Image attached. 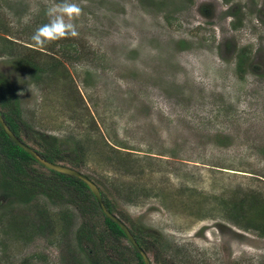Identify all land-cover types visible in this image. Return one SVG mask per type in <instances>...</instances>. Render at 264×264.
<instances>
[{
	"label": "rangeland",
	"instance_id": "obj_1",
	"mask_svg": "<svg viewBox=\"0 0 264 264\" xmlns=\"http://www.w3.org/2000/svg\"><path fill=\"white\" fill-rule=\"evenodd\" d=\"M52 2L0 0V79L19 99L22 137L39 149L35 132L47 134L70 157L83 145L77 169L141 229L153 264H264V235L227 210L243 200L255 220L249 207L264 201V0H71L81 8L74 43L59 39L61 71L37 77L15 60L48 52L32 36ZM1 37L19 42V55L2 53ZM73 49L80 59L65 57ZM71 191L40 188L24 202L0 190V264H92L93 244L77 238L90 208ZM117 239L104 242L119 250L103 263L138 264Z\"/></svg>",
	"mask_w": 264,
	"mask_h": 264
},
{
	"label": "trees",
	"instance_id": "obj_2",
	"mask_svg": "<svg viewBox=\"0 0 264 264\" xmlns=\"http://www.w3.org/2000/svg\"><path fill=\"white\" fill-rule=\"evenodd\" d=\"M1 39L2 44L4 43L5 46L4 48H2V53L6 52L9 55H14L16 52L19 55V52H17L21 47L17 44L19 42H16L15 40L7 37H1ZM57 41L58 40H55V42L49 44V46H45L46 44L44 45V49L48 52L44 51L42 53L38 49L32 50V52L34 53L33 55H35L34 57L26 56V58H19L15 60V63L17 65L30 68L31 70H33L32 72H34L35 76L37 75V77H40V75H49L50 71H52L53 68H58L60 66L59 59L57 58V55L60 51L54 49L55 45H57ZM59 42L62 44L61 48L64 49L65 45L69 47L74 43L71 35L61 38ZM6 44L8 45L6 46ZM36 53L42 56H46L47 58L49 57V63L47 64V60L40 62L36 61L38 55H36ZM65 55V57L67 58L80 59L81 51L73 49V51ZM241 67H243V58L240 59V62L238 64V68L241 69ZM58 69L60 70V68ZM59 74L62 75V72H60ZM52 76L54 77V74H52ZM54 78H56V76ZM10 88L11 87H9L8 81L0 79V110L4 116L5 121L16 133V135L27 142L26 139L22 137V131H24V129L23 121L21 120V105L19 103V99L16 97V94L13 93V89ZM35 134L37 135V137H34V141H37V144L39 145V149L37 150L43 157L54 162L64 161L65 164H69L76 168H78L81 163H86L88 158L86 154V148L83 145L78 146L76 149L78 150L77 152H80V154H78L76 157H70L69 154L64 152V150L55 146L56 144H54L52 140L49 139V136L47 134H42L39 132H35ZM111 161H113V159H111ZM30 162L38 163L27 151L14 143L13 140L7 136L0 124V190L2 191V193H6V195L11 196L14 195L20 198L22 201L28 202L33 197L34 192L40 188L43 192L50 195L51 197H57L58 195H61L62 189H72L73 192H69L72 195L70 196H78L79 199L84 200L83 202H87L90 208V212L86 211L88 206L85 204V213L83 214L86 218L84 219L81 227L77 230V238L79 244L82 245L84 242L92 243V246L94 248H89V250L92 249L95 253L91 258L92 264H104L103 262H106V259H108L109 257V255L107 254V250H109L110 248L119 250V247L115 245L107 248L108 245H105L104 242H108L111 235L117 236V240L121 238L127 239L125 232L115 221L104 215L98 205L95 196L83 180L74 176L61 174L53 170H50V172L52 173V177L48 176L49 178L43 177L44 175L33 174L32 171H29L28 165ZM21 175L30 177V180L22 179ZM102 193L107 207L112 212L117 214V210L113 201L107 197V194L104 191H102ZM256 201H260L257 202V206L255 205L249 207V210L251 209V207L259 208V211L256 213L257 218L255 220L246 219L249 215L245 214L244 212V206L246 205L243 203V200L227 208V210L230 213L231 219L235 223L245 229L256 228L262 235H264V201H261L260 199H256ZM77 204H79V202ZM252 210L253 209H251V213ZM98 216L103 218L106 227L101 229L99 232H96V228L99 222L94 221L93 219H96ZM13 217L18 216H11L9 225ZM90 218L94 223L90 222ZM57 219L61 222L60 226L63 229V234H66V231L68 230V224L71 221V216H69L68 211H62L60 217H57ZM2 221L3 220H0V223ZM45 224L47 226L51 225L52 220H50L49 222L46 221ZM42 225L43 224L40 223V225L38 226V224L35 222L36 228L39 227L41 229L40 233H42L44 230V228H42ZM131 230L134 236L137 238L138 242L145 249H148L146 239L142 236L141 229H137L134 226H131ZM130 248L132 250V256L137 260V263L144 264V260L141 254L131 244ZM120 250L123 249L120 248ZM76 263L77 259H74V262L72 264Z\"/></svg>",
	"mask_w": 264,
	"mask_h": 264
},
{
	"label": "water",
	"instance_id": "obj_3",
	"mask_svg": "<svg viewBox=\"0 0 264 264\" xmlns=\"http://www.w3.org/2000/svg\"><path fill=\"white\" fill-rule=\"evenodd\" d=\"M0 124L2 128L4 129L5 133L9 138L13 140L14 143L22 147L25 151H27L41 166L48 170H53L61 174L74 176L76 178H79L83 180L95 196L98 205L104 215L113 221H115L125 232V235L129 242L132 244V246L141 254L144 263L145 264H153L151 261V258L149 257L148 252L139 244L136 237L132 233L130 227L126 224V222L116 213L112 212L107 205L105 204L104 197L102 190L100 186L87 174H85L83 171L64 164L60 162H54L51 161L45 157H43L36 148L31 146L29 143L25 142L21 137L16 135V133L11 129V127L7 124V122L4 119V116L0 110Z\"/></svg>",
	"mask_w": 264,
	"mask_h": 264
},
{
	"label": "clouds",
	"instance_id": "obj_4",
	"mask_svg": "<svg viewBox=\"0 0 264 264\" xmlns=\"http://www.w3.org/2000/svg\"><path fill=\"white\" fill-rule=\"evenodd\" d=\"M81 8L71 0H56L47 7L46 15L48 23L40 26L32 36V40L39 46H44L68 35H77L76 26L71 22L74 16H78ZM67 17V19H65Z\"/></svg>",
	"mask_w": 264,
	"mask_h": 264
},
{
	"label": "flooded vegetation",
	"instance_id": "obj_5",
	"mask_svg": "<svg viewBox=\"0 0 264 264\" xmlns=\"http://www.w3.org/2000/svg\"><path fill=\"white\" fill-rule=\"evenodd\" d=\"M130 229H131V227H130ZM132 231V230H131ZM133 233V232H132ZM137 239V238H136ZM129 241V240H128ZM138 241V240H137ZM130 243V242H129ZM131 244V243H130ZM140 244V243H139ZM132 245V244H131ZM141 245V244H140ZM142 246V245H141ZM143 247V246H142ZM144 248V247H143ZM145 249V248H144ZM146 250V249H145ZM147 251V250H146ZM145 264V263H144Z\"/></svg>",
	"mask_w": 264,
	"mask_h": 264
}]
</instances>
